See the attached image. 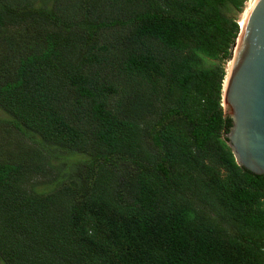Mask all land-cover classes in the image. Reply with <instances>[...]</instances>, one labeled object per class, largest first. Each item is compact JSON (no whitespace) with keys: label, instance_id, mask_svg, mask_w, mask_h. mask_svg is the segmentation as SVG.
<instances>
[{"label":"trees","instance_id":"1","mask_svg":"<svg viewBox=\"0 0 264 264\" xmlns=\"http://www.w3.org/2000/svg\"><path fill=\"white\" fill-rule=\"evenodd\" d=\"M246 2L0 0V264H264L223 108Z\"/></svg>","mask_w":264,"mask_h":264},{"label":"water","instance_id":"2","mask_svg":"<svg viewBox=\"0 0 264 264\" xmlns=\"http://www.w3.org/2000/svg\"><path fill=\"white\" fill-rule=\"evenodd\" d=\"M233 51L223 90L226 135L237 164L264 176V0H257Z\"/></svg>","mask_w":264,"mask_h":264},{"label":"bare ground","instance_id":"3","mask_svg":"<svg viewBox=\"0 0 264 264\" xmlns=\"http://www.w3.org/2000/svg\"><path fill=\"white\" fill-rule=\"evenodd\" d=\"M257 0L253 1L252 3H250L247 8L245 9L244 11V14L242 15V18L240 19V25H241V28L243 29L245 27V24H246V20L251 12V10L253 9L255 3H256ZM231 69V63L229 64V68L227 69L228 71Z\"/></svg>","mask_w":264,"mask_h":264},{"label":"rangeland","instance_id":"4","mask_svg":"<svg viewBox=\"0 0 264 264\" xmlns=\"http://www.w3.org/2000/svg\"><path fill=\"white\" fill-rule=\"evenodd\" d=\"M253 1H255V0H247V2H246V7L245 8H247V6L250 4V3H252ZM242 18V16L240 17V19ZM240 21V20H239ZM231 63V62H230ZM229 63V64H230ZM229 64L227 65V69L229 68ZM0 117L1 118H5L6 117V115L2 112V111H0ZM2 136V134L0 133V138H2L1 137Z\"/></svg>","mask_w":264,"mask_h":264}]
</instances>
